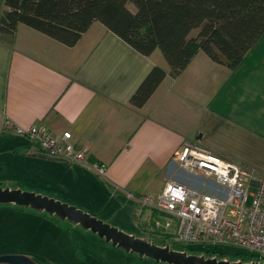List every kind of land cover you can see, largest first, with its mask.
<instances>
[{
  "label": "crops",
  "instance_id": "crops-1",
  "mask_svg": "<svg viewBox=\"0 0 264 264\" xmlns=\"http://www.w3.org/2000/svg\"><path fill=\"white\" fill-rule=\"evenodd\" d=\"M5 8L0 0V174H21L33 185L23 191L91 214L138 216L140 196L187 182L176 159L185 142L248 167L254 186L264 179V34L234 70L200 52L173 77L160 50L145 56L100 22L69 47L26 25L3 32ZM155 67L167 76L137 109L130 100ZM10 123L70 132L91 161L107 166L105 175L42 157ZM40 216L49 225L57 219Z\"/></svg>",
  "mask_w": 264,
  "mask_h": 264
},
{
  "label": "trees",
  "instance_id": "trees-1",
  "mask_svg": "<svg viewBox=\"0 0 264 264\" xmlns=\"http://www.w3.org/2000/svg\"><path fill=\"white\" fill-rule=\"evenodd\" d=\"M96 22L145 56L160 50L173 77L200 52L234 70L264 34V0H6L1 30L15 33L26 25L72 47ZM166 76L164 69L155 67L131 105L142 108ZM213 253L219 259L238 258L219 249Z\"/></svg>",
  "mask_w": 264,
  "mask_h": 264
},
{
  "label": "built area",
  "instance_id": "built-area-1",
  "mask_svg": "<svg viewBox=\"0 0 264 264\" xmlns=\"http://www.w3.org/2000/svg\"><path fill=\"white\" fill-rule=\"evenodd\" d=\"M9 125L44 155L82 165L97 175L107 171L105 164L89 159L87 149L72 142L70 132L58 136L37 125ZM176 159L179 171L192 180H171L159 195L138 198L142 204L138 216L144 211L152 214L159 244L186 252L199 246L205 255L217 249L241 248L250 255L237 260L246 257L248 262L263 263L264 179L254 186V172L248 167L227 160L198 142H185ZM164 217L167 220L162 221ZM215 254L212 257H217Z\"/></svg>",
  "mask_w": 264,
  "mask_h": 264
},
{
  "label": "rangeland",
  "instance_id": "rangeland-1",
  "mask_svg": "<svg viewBox=\"0 0 264 264\" xmlns=\"http://www.w3.org/2000/svg\"><path fill=\"white\" fill-rule=\"evenodd\" d=\"M129 7L135 10L134 5ZM196 33L197 31L193 32ZM180 176L187 182L192 180L191 176L185 173H181ZM0 186L22 190L33 187L27 179L21 177V174L14 176L0 174ZM54 199L69 204L67 200H61L62 198ZM77 208L89 213L85 209ZM89 214L131 234H137L144 230V227L149 228L144 215L126 214L125 211H115V208L101 215ZM43 220L40 213L32 209L0 203V256L25 255L36 264H163L127 254L92 232L67 221L52 220L54 225H49ZM165 220L166 217L162 218V221ZM152 228L153 226H150V229ZM192 248L196 253H203L199 246ZM219 251L231 259L250 255L248 251L234 247Z\"/></svg>",
  "mask_w": 264,
  "mask_h": 264
},
{
  "label": "water",
  "instance_id": "water-1",
  "mask_svg": "<svg viewBox=\"0 0 264 264\" xmlns=\"http://www.w3.org/2000/svg\"><path fill=\"white\" fill-rule=\"evenodd\" d=\"M42 157L57 160L47 155ZM0 203L12 204L21 208L32 209L39 213H45L49 217H55L60 221H67L80 226L86 231L97 235L106 243L119 248L130 255H136L141 259H149L163 264H264L261 262H243L242 260L231 261L218 257H207L205 254H194L179 251L170 246H162L152 240L137 237L120 230L96 217L78 209L75 206L63 203L53 198L45 197L34 192L23 191L0 186ZM0 264H36L30 257L25 255L0 256Z\"/></svg>",
  "mask_w": 264,
  "mask_h": 264
},
{
  "label": "flooded vegetation",
  "instance_id": "flooded-vegetation-1",
  "mask_svg": "<svg viewBox=\"0 0 264 264\" xmlns=\"http://www.w3.org/2000/svg\"><path fill=\"white\" fill-rule=\"evenodd\" d=\"M147 225H149V228L147 227H144V230H141L140 232H138L137 234H135L137 237H141V238H145L147 240H152L154 243L159 244V240L156 238V234H155V231L154 229H150V226L154 227V223L148 221L147 222ZM126 253V252H125Z\"/></svg>",
  "mask_w": 264,
  "mask_h": 264
}]
</instances>
